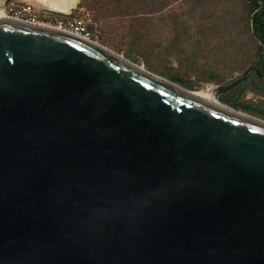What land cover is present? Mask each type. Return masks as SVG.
Listing matches in <instances>:
<instances>
[{
  "label": "water",
  "instance_id": "obj_1",
  "mask_svg": "<svg viewBox=\"0 0 264 264\" xmlns=\"http://www.w3.org/2000/svg\"><path fill=\"white\" fill-rule=\"evenodd\" d=\"M139 68L0 20V264H264V121Z\"/></svg>",
  "mask_w": 264,
  "mask_h": 264
},
{
  "label": "rangeland",
  "instance_id": "obj_2",
  "mask_svg": "<svg viewBox=\"0 0 264 264\" xmlns=\"http://www.w3.org/2000/svg\"><path fill=\"white\" fill-rule=\"evenodd\" d=\"M2 1L4 0H0V4ZM11 1L31 2L28 0H10L9 2ZM86 1V4H81V0H78L77 7L72 9V12L74 15H80L86 19L93 39L98 44L121 55L124 59L138 66H143L150 73L169 80L165 76L174 72L175 67H181L179 62L173 59L171 60L172 63L169 61V55L177 51L176 55L179 58L183 60L189 58L191 69L195 73L189 76L190 78L182 76V78L191 80L189 89L178 84L187 90L199 91L207 89L206 86L208 85L227 84L240 75V72L234 71L233 60L244 57L248 46L245 43V38L240 36L239 30L233 26L234 19L228 15V7H232V5L222 4L218 0L173 1L159 15V18L152 17L154 18L153 22L159 20L161 26L159 31L155 32L154 28L148 29V24H145L141 18L139 22L133 15H129L132 5L128 2L125 5H122L123 2L120 3L121 13H118L116 8L112 7V5L117 6V4H109L110 0ZM34 6L38 8L37 5ZM77 8L83 9L84 12L76 11ZM47 10L53 11V9ZM144 17L146 16L144 15ZM142 24L145 26V31L148 32L149 39L157 40L156 43L159 44L157 47L155 44L149 45L146 42L139 46L134 45V38L130 37L129 29L139 30L143 28ZM175 25L177 26L174 27ZM203 29L207 30L206 34H203ZM201 34L204 36L201 37ZM196 38L200 43L198 48L196 41L193 43ZM196 56L202 58L197 63L194 61ZM221 74H225L223 78L218 77L222 83L205 81L212 75ZM251 98L254 97L250 93L245 97L246 100ZM218 99L219 96L216 97V100ZM221 104L235 111H240L226 103L222 102ZM259 111L260 109L258 112L253 110L251 114L240 112L264 121V111L260 113Z\"/></svg>",
  "mask_w": 264,
  "mask_h": 264
},
{
  "label": "trees",
  "instance_id": "obj_3",
  "mask_svg": "<svg viewBox=\"0 0 264 264\" xmlns=\"http://www.w3.org/2000/svg\"><path fill=\"white\" fill-rule=\"evenodd\" d=\"M173 1L176 0H110L109 4H117V6L112 5V7L116 8L118 13H121L120 3L123 2L122 5H125V3L128 2V4L132 5L129 15H133L139 22L141 18L145 24H148V29L154 28V31L158 32L159 27L161 28L159 20L153 22L154 18L152 17L159 18V15H161ZM86 2V0H81V4H86ZM218 2L228 4L229 6L232 5V7H228V15L234 19L233 26L236 30H239L240 36L245 38V43L248 46L247 50H245L247 53L244 54V57L238 59L234 58V71H238L241 74L245 69L251 66H254L256 69V71L250 70L242 82L219 96L218 101L249 114L253 113V110H257L258 112L259 109L260 113L264 111V0H218ZM144 15L146 17H144ZM182 23L184 24V22ZM142 26L143 28L139 30L129 29L130 37L134 38V45L139 46L146 42L147 44L149 43V45L155 44L157 47L159 45L156 43L157 40H150L147 34L148 32L145 31V26L143 24ZM176 26L177 25L174 27ZM206 32L207 30L203 29V34H206ZM203 34H201V37L204 36ZM194 41H196L198 48L200 43L197 41V38L193 40V43ZM176 52L174 53L175 55H169V61L172 63L171 60L173 59L179 62L181 67H175V71L169 74L170 76L166 75L165 77L189 89L191 80L182 78V76L189 77L195 74L194 70L191 69V61L189 58L185 60L179 58ZM200 59H202L200 56H196L194 58L195 63ZM166 63L168 65L167 60ZM218 77L223 78L225 74L212 75L205 81L222 83ZM249 93L252 94L254 98L246 100L245 97Z\"/></svg>",
  "mask_w": 264,
  "mask_h": 264
},
{
  "label": "built area",
  "instance_id": "obj_4",
  "mask_svg": "<svg viewBox=\"0 0 264 264\" xmlns=\"http://www.w3.org/2000/svg\"><path fill=\"white\" fill-rule=\"evenodd\" d=\"M77 9L76 10L80 13L84 12L81 8ZM4 13L8 18L14 20L52 27L68 32L84 40L96 42L88 29V22L86 19L80 15H73V12L70 16H65L63 14L46 10L45 8H37L32 3L11 1L6 4Z\"/></svg>",
  "mask_w": 264,
  "mask_h": 264
},
{
  "label": "bare ground",
  "instance_id": "obj_5",
  "mask_svg": "<svg viewBox=\"0 0 264 264\" xmlns=\"http://www.w3.org/2000/svg\"><path fill=\"white\" fill-rule=\"evenodd\" d=\"M38 1H43L44 3H47V4H53L52 2H53V0H38ZM67 1H71V0H67ZM77 4V0H76V3L74 4V7H75V5ZM41 7H44V6H46V5H44V4H42V5H40ZM47 7V6H46ZM73 7V8H74ZM47 10V9H46ZM70 10H72V8H69L68 10H66L65 12H63V11H60L61 13H68ZM50 11V10H49ZM4 19H9L7 16H6V14L4 13V10L0 7V20H4ZM125 62V61H124ZM139 70L141 71V72H144L145 74H146V72H145V69H141V68H139ZM206 88L207 89H201V90H199V91H196V96L198 97V98H200V99H202V100H205V101H207V102H210V103H212V104H215V105H217V106H219V107H221V105L217 102V100H216V98H215V96H214V88L213 87H211L210 85H208V86H206ZM226 109V108H225ZM227 110H231V108H228Z\"/></svg>",
  "mask_w": 264,
  "mask_h": 264
},
{
  "label": "crops",
  "instance_id": "obj_6",
  "mask_svg": "<svg viewBox=\"0 0 264 264\" xmlns=\"http://www.w3.org/2000/svg\"><path fill=\"white\" fill-rule=\"evenodd\" d=\"M31 2L28 3H32L33 5H37L39 8H46V9H53V11L55 12H60L63 11L65 12L66 10H68L69 8L74 9V4L76 3V0H71V1H67V0H53V4H47L44 3L43 1H38V0H28ZM46 5L44 7H41L40 5ZM50 5V7H49Z\"/></svg>",
  "mask_w": 264,
  "mask_h": 264
},
{
  "label": "flooded vegetation",
  "instance_id": "obj_7",
  "mask_svg": "<svg viewBox=\"0 0 264 264\" xmlns=\"http://www.w3.org/2000/svg\"><path fill=\"white\" fill-rule=\"evenodd\" d=\"M55 12V11H54Z\"/></svg>",
  "mask_w": 264,
  "mask_h": 264
}]
</instances>
